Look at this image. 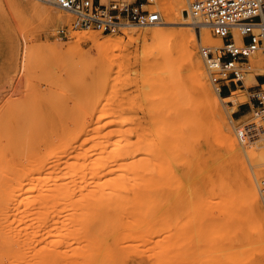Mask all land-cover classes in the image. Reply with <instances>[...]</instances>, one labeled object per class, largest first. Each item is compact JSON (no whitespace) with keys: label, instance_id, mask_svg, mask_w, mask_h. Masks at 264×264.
<instances>
[{"label":"bare ground","instance_id":"obj_1","mask_svg":"<svg viewBox=\"0 0 264 264\" xmlns=\"http://www.w3.org/2000/svg\"><path fill=\"white\" fill-rule=\"evenodd\" d=\"M165 5L167 20L175 16L181 24H191L185 0H166ZM33 8L48 24L71 18L38 3ZM234 30L241 43L239 30ZM131 31H124L128 41L142 38L141 33ZM169 37L167 30L155 28L143 38L159 42L162 50L161 43ZM72 39L70 48L90 42L106 52L123 46L122 40H102L89 31H76ZM202 39L207 47L219 48L223 43L205 27ZM196 41L192 30H182L175 52L144 55L146 63L161 58L144 81L148 100L143 99L148 101L154 137H149V127L141 119L124 112L121 98L114 99L120 72L111 78L98 70L89 73L90 86L81 85L83 92H74L69 100L89 110L86 120L82 122L79 115L81 123L51 141L47 156L34 152L26 159L28 166L13 163L11 171L7 165L0 167V264H106L107 258H111L109 264H126L120 253L127 248L150 255L155 260L152 264H208L205 244H196L191 231L195 216L179 213L171 198L157 197L159 187L155 185L166 178L175 183L178 168L176 172L171 160L184 166L185 179L192 181L193 164L203 156L200 136L209 130L208 123L216 125L229 148L240 155L221 104V99L230 102L232 96L223 98L217 91L219 97L211 90ZM51 52L66 53L62 48ZM251 63L256 73L248 80L256 81L255 76L264 73L263 61L256 54ZM257 160L264 165V157ZM249 180V185L243 183L246 202L258 205L253 180ZM146 181L149 186L144 185ZM8 221L17 227L5 224Z\"/></svg>","mask_w":264,"mask_h":264},{"label":"rangeland","instance_id":"obj_2","mask_svg":"<svg viewBox=\"0 0 264 264\" xmlns=\"http://www.w3.org/2000/svg\"><path fill=\"white\" fill-rule=\"evenodd\" d=\"M157 1L164 22L171 21V23L154 27L126 28L114 35H103L93 29L72 30L70 25L74 21L72 15L71 18L65 17L67 19L62 23L50 21L51 23L48 24L43 14H36L33 8L35 3L57 15H68L41 0H0L1 168L4 169L3 166L7 165L6 169L11 171L13 163L18 165L17 167L28 166L29 158L34 152L47 156L52 146L51 141L58 139L66 131L74 130L81 123V119L83 122V118L88 117L89 110L83 105H72V101L69 100L74 92H83L79 90L81 85L90 86L92 77L89 73L98 70L109 74L111 78H114L118 71L120 72L115 82L117 86L115 96H117H114V99L121 98L124 101V112L134 117L135 120L141 119L149 127V137H154L156 130L149 120V105L146 101L148 88H145L144 81L161 58L152 59L150 63H146L144 55L150 53L160 57L162 52H175L178 36L182 30L193 31L197 40V52L202 60L210 88L221 97L210 81L206 63L200 54V47L206 46L202 39V30L204 27L211 33L212 30L202 26L200 39V30L195 28L191 16H189L191 19L189 25L181 24L175 16L172 20H167L169 16L166 11V0ZM185 3L189 12L186 0ZM65 27L69 30V36L67 39H59L57 31ZM155 28H163L170 33V39L161 43L162 50L159 42L143 38L149 37L150 32ZM129 30L136 34L141 33L142 38L136 42L128 41L124 31ZM76 31L93 32L102 40L113 37L122 40L124 47L122 46L120 50L102 52L93 48L89 42L81 44L78 48H70L73 46L72 37ZM212 35L213 38L221 40L213 33ZM52 48H62L66 53L55 55L51 52ZM259 58L264 66V56L260 54ZM255 73L254 67L246 73L243 79L244 87L241 85L237 87L231 95L230 102L221 99L223 112L237 142L240 155L229 148L216 125L208 123L209 130L200 136L203 156L196 165L193 164L192 181L188 183L185 179L184 166L178 163L173 164L175 162L171 160L173 168H178V172L175 169L178 176L174 185L171 180H166L167 178L164 180L165 183H161L163 185L155 184L159 187L157 197L165 200L171 198L170 200H173L179 213L195 216L191 231L194 232L196 244L199 246L205 244L208 264H264V221H262L264 198L260 192V182L264 180V175H262L264 165H261L262 161L257 160V157H264V124L255 118L253 108L243 117L235 116L237 110L233 112V109L239 106L251 105L252 107L250 89L257 84V81L248 79ZM260 74L264 76V73ZM222 97L225 98L223 95ZM75 112L78 117L74 115ZM13 119L14 122H12ZM253 123L258 125L256 133L247 145L240 144L236 137V130ZM13 125H16V129ZM205 137L208 138L207 142ZM25 162L26 164H23ZM10 171L8 170V173ZM251 178L258 197V205L250 201L246 202L245 189H243L246 184L243 186V183L249 185ZM149 184L150 182H147L144 185L149 186ZM187 200L190 204H187ZM5 224L12 226L11 228L16 226L12 221ZM196 244L193 242L194 248ZM126 250L120 253L126 264L135 262L152 264L155 261L153 257L141 251H134L132 248ZM115 254H118V250ZM108 259L111 258L105 260L106 264L110 263ZM194 264L197 263L194 261Z\"/></svg>","mask_w":264,"mask_h":264},{"label":"built area","instance_id":"obj_3","mask_svg":"<svg viewBox=\"0 0 264 264\" xmlns=\"http://www.w3.org/2000/svg\"><path fill=\"white\" fill-rule=\"evenodd\" d=\"M74 16L72 30H96L103 35H114L126 28L154 27L164 23L157 0H41ZM195 28L206 26L223 46L200 47L211 83L222 94L220 83L235 87L241 85L249 73L254 55L264 56V0H186ZM234 29L239 30L241 43L235 39ZM59 39H67V27L57 31ZM250 89V101L255 118L264 124V81ZM229 89V88H228ZM255 123L236 130L240 144L247 145L256 133ZM264 198V180L260 182Z\"/></svg>","mask_w":264,"mask_h":264},{"label":"crops","instance_id":"obj_4","mask_svg":"<svg viewBox=\"0 0 264 264\" xmlns=\"http://www.w3.org/2000/svg\"><path fill=\"white\" fill-rule=\"evenodd\" d=\"M263 81H264V77L258 78L259 83H262ZM220 86H221V89L223 91L221 95H223V96H230L229 90L235 89V87L230 85V84L226 85L225 83H220ZM251 109H252L251 105L239 106L237 108V111L235 112V116L236 117H243L244 115H247V113H249L251 111Z\"/></svg>","mask_w":264,"mask_h":264}]
</instances>
